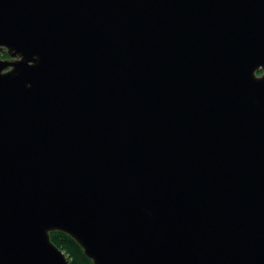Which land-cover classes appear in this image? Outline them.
I'll return each instance as SVG.
<instances>
[{
    "label": "water",
    "instance_id": "water-1",
    "mask_svg": "<svg viewBox=\"0 0 264 264\" xmlns=\"http://www.w3.org/2000/svg\"><path fill=\"white\" fill-rule=\"evenodd\" d=\"M5 49L0 264H264V0H0Z\"/></svg>",
    "mask_w": 264,
    "mask_h": 264
},
{
    "label": "trees",
    "instance_id": "trees-1",
    "mask_svg": "<svg viewBox=\"0 0 264 264\" xmlns=\"http://www.w3.org/2000/svg\"><path fill=\"white\" fill-rule=\"evenodd\" d=\"M4 57H8V53L3 52ZM52 241L62 249L68 256L71 264H93L82 247L68 234L61 231L51 232Z\"/></svg>",
    "mask_w": 264,
    "mask_h": 264
},
{
    "label": "rangeland",
    "instance_id": "rangeland-1",
    "mask_svg": "<svg viewBox=\"0 0 264 264\" xmlns=\"http://www.w3.org/2000/svg\"><path fill=\"white\" fill-rule=\"evenodd\" d=\"M3 52H6V53H8L6 49H5V50H3V51H0V57H3V58H8V57H9V55H8V57H4V56H3V55H4V53H3Z\"/></svg>",
    "mask_w": 264,
    "mask_h": 264
},
{
    "label": "flooded vegetation",
    "instance_id": "flooded-vegetation-1",
    "mask_svg": "<svg viewBox=\"0 0 264 264\" xmlns=\"http://www.w3.org/2000/svg\"><path fill=\"white\" fill-rule=\"evenodd\" d=\"M3 58V57H2ZM3 59H9V57L8 58H3ZM259 74H261V72H259Z\"/></svg>",
    "mask_w": 264,
    "mask_h": 264
}]
</instances>
